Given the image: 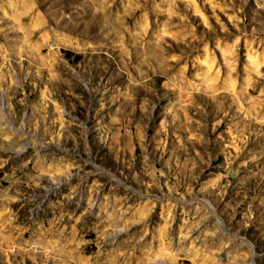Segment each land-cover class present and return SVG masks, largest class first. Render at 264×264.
I'll return each instance as SVG.
<instances>
[{"label": "rangeland", "instance_id": "rangeland-1", "mask_svg": "<svg viewBox=\"0 0 264 264\" xmlns=\"http://www.w3.org/2000/svg\"><path fill=\"white\" fill-rule=\"evenodd\" d=\"M0 264H264V0H0Z\"/></svg>", "mask_w": 264, "mask_h": 264}]
</instances>
